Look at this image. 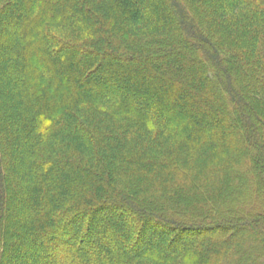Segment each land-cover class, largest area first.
I'll use <instances>...</instances> for the list:
<instances>
[{
  "label": "trees",
  "instance_id": "obj_1",
  "mask_svg": "<svg viewBox=\"0 0 264 264\" xmlns=\"http://www.w3.org/2000/svg\"><path fill=\"white\" fill-rule=\"evenodd\" d=\"M5 243L264 264V0H0Z\"/></svg>",
  "mask_w": 264,
  "mask_h": 264
},
{
  "label": "rangeland",
  "instance_id": "obj_2",
  "mask_svg": "<svg viewBox=\"0 0 264 264\" xmlns=\"http://www.w3.org/2000/svg\"><path fill=\"white\" fill-rule=\"evenodd\" d=\"M132 27L137 29V25H135V24H133ZM7 211H10V210L7 209ZM106 214L109 215V216L116 215L115 213H113V211H111L109 213H106ZM126 216H124V217H126ZM22 231H23V227L22 226H18V228H15L14 233H13V235L11 237H9V240H8V236L5 234L4 237H5L6 243L8 242L10 244H12V243L14 244V242L19 241L20 240L19 236L23 237L22 234H21ZM19 233H20V235H19ZM155 237L161 239L164 242L166 240V238H168V235H166L165 233H162V232H161V234H159L158 232H155L154 234H152L151 238H155ZM6 243H5V247L3 248V252H2L1 264H36V259L33 258L32 256L31 257L28 256V257H30V259L28 261H26L27 260L26 259L27 256L23 257V258H20V259L15 258L13 256H10V254L14 252V251H12V250H14V247L13 248L11 247V249H8V245H6ZM149 245L150 244H147V246H149ZM24 255H27V254H24ZM22 259L24 260L23 263H22Z\"/></svg>",
  "mask_w": 264,
  "mask_h": 264
}]
</instances>
